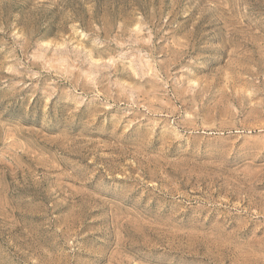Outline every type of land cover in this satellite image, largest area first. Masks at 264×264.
<instances>
[{
  "label": "rangeland",
  "instance_id": "1",
  "mask_svg": "<svg viewBox=\"0 0 264 264\" xmlns=\"http://www.w3.org/2000/svg\"><path fill=\"white\" fill-rule=\"evenodd\" d=\"M0 264H264V0H0Z\"/></svg>",
  "mask_w": 264,
  "mask_h": 264
}]
</instances>
